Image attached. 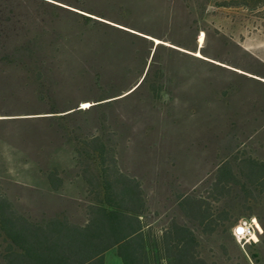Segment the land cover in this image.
Instances as JSON below:
<instances>
[{
    "label": "rangeland",
    "instance_id": "1",
    "mask_svg": "<svg viewBox=\"0 0 264 264\" xmlns=\"http://www.w3.org/2000/svg\"><path fill=\"white\" fill-rule=\"evenodd\" d=\"M116 1L130 12L161 19L173 1L171 39L197 50V36L203 32L205 59L158 51L150 73L160 60L168 66L162 99L150 97L146 88L125 102L67 119L49 112L75 106L86 110L85 104H97L99 95L121 89L139 73L108 68L111 74L100 76L95 96L86 87L83 96L71 99L68 92L89 81L82 66L90 70L91 65L110 62L71 54L72 43L66 39H56L52 48L62 54L63 64L49 67L40 82L19 65L0 68V194L32 221L59 216L84 224L87 206L101 196L97 178L90 187L81 176L82 165L96 175L85 140L99 136L114 150L119 169L142 183L150 203L148 223L157 227L172 215L181 219L176 206L180 196L204 198L212 218H217L211 234L198 233L208 263L253 264L249 249L256 244L264 264V191L246 185L238 170L243 159L264 162V3L251 0L248 6L222 7L223 1L238 0ZM50 17L57 21L58 34L69 33L70 20L54 13H48ZM107 58L113 60L111 54ZM224 165L234 184L216 192L212 183ZM53 169L62 181L55 191L45 177ZM250 218L259 225L256 242L241 247L231 231ZM4 247L0 238V264H5ZM104 261L118 264L112 252Z\"/></svg>",
    "mask_w": 264,
    "mask_h": 264
},
{
    "label": "trees",
    "instance_id": "2",
    "mask_svg": "<svg viewBox=\"0 0 264 264\" xmlns=\"http://www.w3.org/2000/svg\"><path fill=\"white\" fill-rule=\"evenodd\" d=\"M248 1L251 0L223 1L219 6H248ZM260 2L264 3V0ZM172 3L165 6L161 19L148 13L130 12L116 0H0V68L19 65L28 71L33 81L40 82L45 79L49 67L56 65L60 68L63 64L62 54L52 48L56 39H66L72 43L71 54L110 62L97 64L98 67L91 65L90 70L82 66L81 73L89 76V81L69 91L71 99L83 96L86 87H90L95 96L100 76L111 74L108 68L121 67L125 72L136 70L139 75L134 79L130 77L121 89L108 96L97 95V104L86 110H75V106L50 114H63L60 117L67 119L89 113L104 104L125 102L146 88L150 97L160 100L165 96L163 88L168 66L161 64L160 60L150 73L158 51L186 56L191 55L174 47L191 53L197 51L171 39L174 36ZM48 13L70 20L69 33L58 34L57 21L51 17L47 19ZM149 38L174 47L156 45ZM199 52L204 55L203 47ZM110 54L113 60L107 58ZM148 79L150 81L145 85ZM85 142L86 151L92 154L96 175L92 167L82 165L81 176L90 187L97 178L101 190V196L86 208L85 223L78 225L59 216L32 221L17 212L13 204L0 194V238L5 245L2 255L5 264H104V255L111 249L116 250L121 264H209L203 255L198 233L211 234L217 218H212L204 198L178 197L177 209L187 223L178 224L170 219L156 227L147 222L150 203L142 183L119 169L114 150L101 137L92 136ZM238 170L246 185L264 191V162L243 159ZM45 177L52 190L61 187L62 181L54 169ZM233 182L230 170L224 165L217 169L212 187L214 191L222 192ZM256 247V244L250 245L249 257L253 264H262L254 250Z\"/></svg>",
    "mask_w": 264,
    "mask_h": 264
},
{
    "label": "built area",
    "instance_id": "3",
    "mask_svg": "<svg viewBox=\"0 0 264 264\" xmlns=\"http://www.w3.org/2000/svg\"><path fill=\"white\" fill-rule=\"evenodd\" d=\"M259 232L255 218L241 220L233 227L231 234L234 240L243 247L250 242H256V235Z\"/></svg>",
    "mask_w": 264,
    "mask_h": 264
},
{
    "label": "bare ground",
    "instance_id": "4",
    "mask_svg": "<svg viewBox=\"0 0 264 264\" xmlns=\"http://www.w3.org/2000/svg\"><path fill=\"white\" fill-rule=\"evenodd\" d=\"M153 42H155V44L156 45H158V44H165V45H167V46H169V47H174V46H171V45H168V44H166V43H163V42H160V41H158V40H156V39H151ZM203 43H204V33L203 32H201L198 36H197V44H198V49L200 48H202V45H203ZM175 48V47H174ZM176 49H178V48H176ZM178 50H180V51H183V52H185V53H187V54H190V55H192L193 57H195V58H198V59H205L202 55H201V53L200 52H194V53H191V52H188V51H184V50H182V49H178ZM221 65V64H220ZM88 107H91L89 104H85L84 105V107H83V109H86V108H88ZM256 223H257V221H256ZM258 224V223H257ZM258 227H259V225H258Z\"/></svg>",
    "mask_w": 264,
    "mask_h": 264
},
{
    "label": "crops",
    "instance_id": "5",
    "mask_svg": "<svg viewBox=\"0 0 264 264\" xmlns=\"http://www.w3.org/2000/svg\"><path fill=\"white\" fill-rule=\"evenodd\" d=\"M197 51H198V48H197ZM180 216H181V213H180ZM172 217H174V215H172ZM170 219H173L175 222H177L178 224H185V223H187V221L184 219V218H182L181 217V219H178V218H176V219H174V218H170ZM169 219V220H170ZM83 225V224H82ZM109 252H112L113 254H114V257H115V261L118 263V264H121V262H120V260L118 259V257H117V255H116V250L115 249H111L110 251H108L107 253H109ZM107 253H105V255L107 254ZM104 255V256H105ZM104 264H105V261H104Z\"/></svg>",
    "mask_w": 264,
    "mask_h": 264
},
{
    "label": "water",
    "instance_id": "6",
    "mask_svg": "<svg viewBox=\"0 0 264 264\" xmlns=\"http://www.w3.org/2000/svg\"><path fill=\"white\" fill-rule=\"evenodd\" d=\"M200 49V48H199ZM199 49H198V52H199Z\"/></svg>",
    "mask_w": 264,
    "mask_h": 264
}]
</instances>
